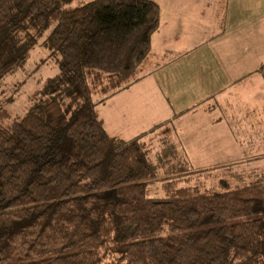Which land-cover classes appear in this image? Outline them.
<instances>
[{"label":"trees","instance_id":"trees-1","mask_svg":"<svg viewBox=\"0 0 264 264\" xmlns=\"http://www.w3.org/2000/svg\"><path fill=\"white\" fill-rule=\"evenodd\" d=\"M160 19L155 0H0V80L28 59L31 25L53 22L60 56L45 99L19 117L0 104V264H264V173L228 164L202 188L179 185L184 169L151 197L174 144L152 160L141 135L105 129L97 106L139 78Z\"/></svg>","mask_w":264,"mask_h":264},{"label":"rangeland","instance_id":"rangeland-1","mask_svg":"<svg viewBox=\"0 0 264 264\" xmlns=\"http://www.w3.org/2000/svg\"><path fill=\"white\" fill-rule=\"evenodd\" d=\"M87 1L58 3L67 8ZM155 1L161 8V28L151 45L148 65L133 84L97 106L106 117V129L119 139L141 135L152 160L151 152L159 148L160 140L168 139L163 136L181 144L180 137L185 143L179 149L189 160L174 147L166 165L157 168L158 178L149 182L148 196L163 197L160 178L180 177L184 169L190 173L180 186L218 187L222 172H227L221 166L228 164L232 173L255 179L264 173V0ZM52 26L53 22L31 25L22 32L29 57L0 80V104L12 116H22L45 99L41 90L48 78L59 73V54L44 45ZM217 31L223 34L213 37ZM165 61L178 65H169L163 73L152 69ZM150 74L156 77L138 83ZM139 107L146 114L139 116ZM180 109L185 116L177 126L173 112Z\"/></svg>","mask_w":264,"mask_h":264},{"label":"crops","instance_id":"crops-1","mask_svg":"<svg viewBox=\"0 0 264 264\" xmlns=\"http://www.w3.org/2000/svg\"><path fill=\"white\" fill-rule=\"evenodd\" d=\"M161 28V27H160ZM220 33H222L223 34V32H219V31H217L216 32V34L213 36V37H216V36H218L219 37V34ZM221 34V35H222ZM155 36H156V32L153 34V36H152V41H151V45L152 44H154V40H155ZM212 38V37H211ZM153 42V43H152ZM176 59V58H175ZM180 59L181 58H178V61L179 62H181L180 61ZM148 61H149V58H148ZM147 61V65H148V62ZM171 62V61H170ZM169 62L168 61H165V62H163V64L161 65L160 63H158V65H159V67H154V66H152V69L153 70H156V71H158V70H160V69H162V72L161 73H163L164 71H165V68H167L169 65H171V64H177L178 65V63L177 62H175V61H173V63H171V64H168ZM152 69L151 70H146L145 71V73L148 71V73L149 72H151L152 71ZM154 77H156V75H154V74H150V75H147L145 78H143L142 80H140V81H138V83H142V82H144L145 80H147V78H149L148 79V81H150L152 78H154ZM136 85V84H135ZM160 88V87H159ZM99 107V106H98ZM140 108V107H139ZM140 110L142 111V113L141 114H139V116H141V115H143V114H146V112L145 111H143V109L142 108H140ZM184 109H180L179 111H176V112H173V115H174V113H175V117L174 118H176L175 119V122H176V124H177V126H179L180 124H179V122H180V120L185 116V112L183 111ZM155 111H157V110H155ZM98 112H99V114L100 113H102L99 109H98ZM151 112H153V110L151 111ZM124 113V112H123ZM128 113H130V111H128ZM103 115V114H102ZM101 114H100V116L103 118V122H104V126L106 125V117L103 115L102 116ZM123 115V114H122ZM159 119H161V117L159 118ZM150 123V122H149ZM167 129L166 130H168V127H166ZM105 129H106V127H105ZM107 130V132L108 133H110L111 135H115L112 131H110V130H108V129H106ZM179 130V129H178ZM177 130V131H178ZM181 134V132L180 131H178V135H180ZM122 137V136H121ZM163 137H167L171 142H172V144H174V146H175V149H176V151H177V153L184 159V160H186V161H188L189 159H188V157L185 159V157L183 156V154L184 153H182V151H181V149H179V146H181V145H185V143H183V141L181 140V138L179 137L178 138V141H181L182 143L181 144H179V143H177V142H175L173 139H172V136H163ZM162 138V137H161ZM180 139V140H179ZM161 141V140H160ZM144 142H146L145 140L142 142V144L144 145ZM159 150V148L156 150V151H158ZM151 152V153H153L154 155H156L157 154V152ZM182 154V155H181Z\"/></svg>","mask_w":264,"mask_h":264}]
</instances>
